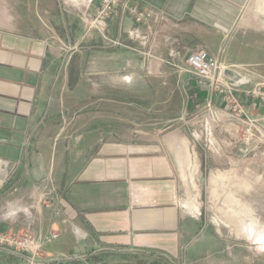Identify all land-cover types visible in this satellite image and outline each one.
Segmentation results:
<instances>
[{"label": "crops", "instance_id": "0c3cea01", "mask_svg": "<svg viewBox=\"0 0 264 264\" xmlns=\"http://www.w3.org/2000/svg\"><path fill=\"white\" fill-rule=\"evenodd\" d=\"M72 1L85 5L78 9L82 16L93 15L100 3ZM248 1L139 0L143 10L163 13L164 18L152 23L151 30L140 28L138 39L129 37L136 26L130 19H110L107 34L115 39L121 35L125 43L110 50L91 46L97 38L87 33V17L81 25L74 19L79 13L65 12L61 0H0L7 6L0 11V21H9L0 25V235H34L41 246L38 261L83 255L96 246L176 256L190 230L176 175L175 163L183 162L178 151L184 150L182 155L191 148L195 151L190 140L199 137L197 131L210 130L215 147L201 149L198 165L223 164L225 169L213 172L214 178L228 172L232 178L235 158L231 151L243 123L225 115L224 103L207 82L179 72L175 80H187L184 123L167 135L154 121L141 124L138 117L130 130L122 113L94 107L89 80H149L146 89L135 86V90H144L150 100L156 90L151 80L173 79L167 62L173 49L188 55L206 48L219 58L228 52L225 61L237 65L230 54L242 23L240 13ZM29 5L45 6L44 12H29ZM53 18L64 23L66 37H43L37 21ZM28 20L35 22L28 26ZM13 21L20 24L13 27ZM147 34L149 42L143 45L142 36ZM147 52L153 57L147 58ZM125 69L131 70L129 79L120 77ZM62 78L69 80L73 103L82 109L58 131L63 102L61 97L55 99L54 92ZM114 84L115 93L123 95L125 89L111 81ZM105 86L110 88L109 82ZM135 97L134 103L139 101V92ZM245 107L264 130V106L246 100ZM197 122L202 125L194 131ZM218 143L225 149L222 153ZM72 224L88 233L82 244L72 233ZM53 233L59 238L47 242ZM0 264L28 262L19 250L0 245Z\"/></svg>", "mask_w": 264, "mask_h": 264}, {"label": "rangeland", "instance_id": "374dc122", "mask_svg": "<svg viewBox=\"0 0 264 264\" xmlns=\"http://www.w3.org/2000/svg\"><path fill=\"white\" fill-rule=\"evenodd\" d=\"M66 1L68 4L63 3ZM61 2L65 12H78V9L79 11L83 10V6H85L73 3L72 0H61ZM5 7L7 6L0 4V11ZM28 7L29 12L37 10L36 12L41 13L44 12L41 8L44 7L45 9V6L29 5ZM36 7L37 9H35ZM46 7V10L50 8V6ZM56 9L57 6L53 10L56 11ZM78 13L79 17H74V19L78 18L82 25V20L89 14L82 16L80 12ZM70 15L73 16L72 13ZM51 16L53 15L51 14ZM53 19L37 21L41 27L40 30L43 31V37L51 38V36L56 37V35L61 39L64 35L66 37L64 23L58 19ZM239 19L242 23L236 30L235 45H233L234 49L230 54V58L239 63L237 65L227 63L225 60L228 52L222 53L223 55L218 58L228 67L244 66L241 67L243 71L251 73L253 76L256 75V80L264 83V0H249L244 5ZM33 22L35 21H26L28 26ZM3 23L7 25L9 21H0V25ZM10 24L15 27L20 22L13 21ZM87 33L97 38L96 42H91L93 43L91 46H105L114 50L123 47V44L125 45L122 37V45H115L116 39L107 34V27L105 35L108 39L95 31ZM66 51L69 50L66 49ZM178 51L179 54L176 57L170 55V61H167L171 65L170 75L173 79L164 80L159 77L161 80H151L152 84L154 82V87L151 88L156 89L154 99L149 100L147 94L143 95L144 90H135V86L137 89H146L149 80H89L95 94L94 107L98 110L122 113L125 128L130 130L135 127L134 119L139 117L141 124L154 121L157 128L166 130L167 135L174 133L180 124L184 123V118L188 112V96L185 86L187 80H175V76H178L179 72H184L185 76L189 75L195 81L201 80L189 71L190 68L186 63L187 55L181 53L180 50ZM66 64L67 59L65 66ZM129 72L131 73L130 69H125L120 77L129 79L131 76ZM68 81L66 78H62L54 92L55 99L58 100L61 97L63 102V110L57 117L58 131L66 128L68 120L72 119L71 117L75 112L78 113L82 109V106L73 103V91L68 86ZM111 81L120 84L119 87L125 89L123 95L115 93L116 85L114 84L112 87ZM76 82L78 85L83 84V80ZM105 82H109L110 88H106ZM207 83L210 86L209 82ZM137 92L140 96L138 97L139 101L134 103L133 100H135ZM222 111L225 112V115L230 114L232 116L227 105L223 107ZM240 118L242 117H238L242 121ZM199 123L197 122L194 131L202 125ZM244 129L243 123L237 133V139H234L236 140L235 144L237 143L236 148L231 151V155L235 158V166H233L235 169L231 170L235 174L232 178L230 177L231 172H228L227 176L219 173V176L215 175L214 178L213 172L225 169L223 164L198 165V159L202 155L201 149L215 147L213 141H210L212 137L210 130L204 131L203 134L197 131L199 137L196 136L190 140L189 145L195 147V151L191 148V152L187 153L186 151L185 155H182L184 150L178 151L177 154L183 162L175 163L176 175L181 182V205L187 216L190 230L188 234L184 235L183 244H181L176 256L160 251L129 253L125 249H110L111 247L105 249L96 246L91 250H84L83 255L89 260V263L82 261L81 264H264V144L259 143L257 147L253 144L250 149L246 150L243 144ZM184 134L186 133L184 132ZM222 135L226 136V133ZM229 137L230 140H233L231 134ZM232 143L234 144V142ZM219 145V153H222L225 149L221 150L222 144ZM185 156L187 159L183 158ZM213 161L215 160L211 157L209 162L212 163ZM227 168L229 169V166ZM187 203L190 204L189 209L186 208ZM4 235L10 234L0 236ZM75 255L65 256L58 260L41 259L38 261L37 259L34 264L44 261L73 263L75 261L72 258ZM24 256L26 257L25 253Z\"/></svg>", "mask_w": 264, "mask_h": 264}, {"label": "built area", "instance_id": "2783aa9c", "mask_svg": "<svg viewBox=\"0 0 264 264\" xmlns=\"http://www.w3.org/2000/svg\"><path fill=\"white\" fill-rule=\"evenodd\" d=\"M87 31H95L100 33L108 39L105 35L107 22L112 18H117L119 21L130 19L135 28L129 31V37L138 39L139 29L147 28L152 29V23L159 22L164 18V14L160 12L143 10L139 3V0H100L98 7L93 15L86 16ZM150 34L142 36V44L147 45L149 42ZM132 39V40H134ZM117 46L122 45L121 35L114 41ZM179 51L173 49L171 52L172 57H176ZM146 57H152L148 52L144 54ZM187 66L190 68V72L196 75L198 79L209 82L212 90L217 93L225 105H227L230 113L234 118L242 117L245 134L243 137V144L246 150L250 149L254 144L255 147L259 143L264 144V130L261 125L253 118H251L245 107L246 100H252L256 104L264 106V83L256 80V75L243 71L241 67L229 66L237 69L243 74L251 76V83L245 87H235L232 83L223 77L222 70L227 68L226 64L218 58V56L212 55L206 48H198L190 51L186 57ZM48 197L50 196L47 194ZM52 199V198H51ZM51 204H46L47 208L52 207ZM59 238L58 234H51L46 238L47 242H52ZM0 245H6L12 250H19L23 254H26V260L28 264L36 263L38 256L40 255L41 246L35 239L34 235H27L22 237H15L11 235L0 236ZM73 261H84L89 263L87 258L83 255L76 254ZM53 261L39 262L38 264H49Z\"/></svg>", "mask_w": 264, "mask_h": 264}, {"label": "water", "instance_id": "95a60500", "mask_svg": "<svg viewBox=\"0 0 264 264\" xmlns=\"http://www.w3.org/2000/svg\"><path fill=\"white\" fill-rule=\"evenodd\" d=\"M222 75L224 78L229 80L235 87H245L251 83V76L248 74H243L237 69L227 67L222 70ZM72 233L74 234L78 244H82L84 240L87 239L88 233L83 231L81 228L75 224L71 225Z\"/></svg>", "mask_w": 264, "mask_h": 264}, {"label": "trees", "instance_id": "16d2710c", "mask_svg": "<svg viewBox=\"0 0 264 264\" xmlns=\"http://www.w3.org/2000/svg\"><path fill=\"white\" fill-rule=\"evenodd\" d=\"M50 264H81V263H78V262H73V263H60V262H52Z\"/></svg>", "mask_w": 264, "mask_h": 264}]
</instances>
